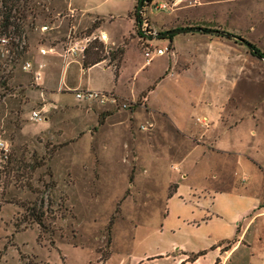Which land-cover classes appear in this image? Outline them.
Instances as JSON below:
<instances>
[{"label":"rangeland","instance_id":"rangeland-1","mask_svg":"<svg viewBox=\"0 0 264 264\" xmlns=\"http://www.w3.org/2000/svg\"><path fill=\"white\" fill-rule=\"evenodd\" d=\"M35 4L36 17L28 18L21 42L27 50L19 59L10 55L11 39L0 37V141L9 149L4 158L0 148V264H106L112 252L107 264H117L132 249L134 226L158 223L166 189L187 170L188 153L197 180L208 170L234 166L229 156L207 152L216 150L211 139L188 136L164 112L148 113L145 92L153 106L176 115L181 127L192 116L214 120L226 103L222 117L242 122L224 142L241 137L264 161V56L236 37L210 32L228 31L264 54V0H179L164 9L148 0ZM141 9L157 33L182 23L206 27L201 32L222 41L211 48L225 58L211 63L209 74L194 68L178 79L165 75L173 45L155 37L154 45L168 43L171 50L138 71L146 62L136 22ZM102 29L109 40L100 38ZM128 42L116 89L137 95L135 100L77 98L82 86L114 82L105 64L81 68L88 55L82 48L92 52L98 46L105 63L120 68L119 49ZM176 45L182 52L194 47L184 34ZM27 61L30 69L23 67ZM33 111L44 119L31 118Z\"/></svg>","mask_w":264,"mask_h":264},{"label":"crops","instance_id":"crops-1","mask_svg":"<svg viewBox=\"0 0 264 264\" xmlns=\"http://www.w3.org/2000/svg\"><path fill=\"white\" fill-rule=\"evenodd\" d=\"M191 24L168 26L165 31L178 27H192ZM201 31L182 32L173 34L172 38L160 39L167 40L173 45L165 75H174L180 79L194 68L208 70L209 74L211 65L214 66L211 63L217 62L220 65L225 56L216 48H211V45L212 43L218 45V42L222 41L206 37ZM101 33H105L106 40H109V33L106 30H100ZM178 34H184L194 47L182 52L176 45ZM129 43H126L118 74L115 73L116 68L112 64L105 63L107 58L88 68L81 65L82 69L87 70L105 64L113 71L114 82L80 88L106 91L114 95L116 100L119 97L135 100L137 95L123 96L116 89ZM153 60L148 62L146 58V62L138 71ZM218 73L226 80L225 70L220 69ZM163 77L164 75L159 77L154 85H150L148 91H154L156 84ZM77 87L72 88L76 90ZM144 98L146 103L143 105L149 109L148 113L164 112L172 123L188 136L200 134L211 139L216 150L207 152L229 156L233 159L234 166L232 168L224 166L217 172L208 170L197 180L189 166L190 163L192 165V162L194 164L196 162L189 161L188 153L187 170L176 178L173 186L166 189L164 207L158 223L149 227L141 223L135 225L132 249L126 256L120 257L117 264H264V161L243 146L241 137L236 138L234 143L224 142L227 141L226 136L229 133L238 130L242 120L236 122L230 121L231 118H223L225 103L216 113L214 120L211 121L206 116L202 118L198 116L196 119L192 116L189 124L181 127L176 115L164 108L153 106L150 92H145ZM196 121L206 129L200 131L201 126H198ZM253 172L259 174L258 177ZM112 255L113 252L106 264Z\"/></svg>","mask_w":264,"mask_h":264},{"label":"trees","instance_id":"trees-1","mask_svg":"<svg viewBox=\"0 0 264 264\" xmlns=\"http://www.w3.org/2000/svg\"><path fill=\"white\" fill-rule=\"evenodd\" d=\"M152 2L153 0H148ZM30 16L36 17V4L35 0H0V37L10 38L12 42V48L9 49L10 55H16V59L20 58L27 50L26 45H22L21 42L26 38V24ZM136 22H139V16L136 17ZM201 30H207L206 27L196 26ZM174 35L170 34L167 38H172ZM17 38L19 41H15ZM247 41V40H246ZM247 45L253 50L257 56H264V54L252 43L247 41ZM96 51L90 52L89 47L85 50L86 55L83 67L88 68L106 58L99 52L98 46H95ZM120 53H124V47L119 49ZM92 56L90 57V54ZM117 51L112 52V59L117 57ZM119 66L116 68L115 73L118 74ZM37 222L43 228L45 223L41 215H37Z\"/></svg>","mask_w":264,"mask_h":264},{"label":"built area","instance_id":"built-area-1","mask_svg":"<svg viewBox=\"0 0 264 264\" xmlns=\"http://www.w3.org/2000/svg\"><path fill=\"white\" fill-rule=\"evenodd\" d=\"M179 2V0H174L171 3L167 0H153L152 4H154L155 7L164 9L167 7H170L172 5H176ZM139 31L142 34V46L145 48L144 54L147 58V61H151L156 56H160L163 54L168 53L171 49L170 46L164 45V46H158L154 45L153 39H155V35L158 34L156 31L151 29L148 17L146 16V13L144 10H140L139 12ZM45 28V27H44ZM100 38L102 40H106L107 35L105 33H101ZM4 42L7 41V38L2 39ZM86 46L82 48L84 51ZM43 52H46L45 49H42ZM32 66V63L30 61H27L24 64V69H30ZM37 74H39L37 72ZM76 97L79 99L87 100V101H97L100 103H106L108 101H116V98L114 95H112L109 92L106 91H99V90H76L75 93ZM31 118L36 120H42L44 119L43 115L40 113V111H33ZM0 148L3 150V156L4 158H8V146L4 141H0Z\"/></svg>","mask_w":264,"mask_h":264},{"label":"water","instance_id":"water-1","mask_svg":"<svg viewBox=\"0 0 264 264\" xmlns=\"http://www.w3.org/2000/svg\"><path fill=\"white\" fill-rule=\"evenodd\" d=\"M200 30L201 29L198 28V27H178V28H174V29H170V30H167V31L160 32V33L156 34L155 37L166 38L170 34H177V33H182V32H193V31H200ZM210 32L220 33V34L225 35V36L236 37L240 41H242L245 44H247V41L245 39L237 37V36H235L234 34L228 32V31L211 30Z\"/></svg>","mask_w":264,"mask_h":264}]
</instances>
